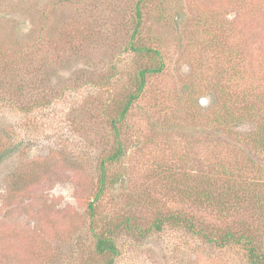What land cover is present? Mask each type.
Listing matches in <instances>:
<instances>
[{"label": "rangeland", "instance_id": "obj_1", "mask_svg": "<svg viewBox=\"0 0 264 264\" xmlns=\"http://www.w3.org/2000/svg\"><path fill=\"white\" fill-rule=\"evenodd\" d=\"M138 2L0 0V264H250L240 243L152 223L179 212L263 229L250 208L218 219L178 189L248 149L260 170L244 172L264 181V150L244 141L264 129V0ZM131 42L164 67L116 131L138 72L158 64ZM99 236L118 254L98 253Z\"/></svg>", "mask_w": 264, "mask_h": 264}, {"label": "trees", "instance_id": "obj_2", "mask_svg": "<svg viewBox=\"0 0 264 264\" xmlns=\"http://www.w3.org/2000/svg\"><path fill=\"white\" fill-rule=\"evenodd\" d=\"M143 1L144 0H139L138 3ZM140 11L141 8L140 5H138V16L141 15ZM131 45L134 51L144 52L151 59L158 60V64L156 66L142 68L138 72L134 88L135 92L130 94L129 99L126 101L124 107L119 113V117L113 119L114 129L116 131H118V127L115 123L125 118L134 97H136V94H139V91L143 90L147 76L159 73L164 67V62L160 58V54L157 50L149 48L145 45L136 46L133 42H131ZM227 115L228 116L223 117L221 120H217V123L222 124L225 130L227 128V132L230 134L231 129L229 124L237 122L238 120H236L233 115ZM244 137L246 147H252L257 154L262 151V148L264 150V129L262 132L259 130L249 132ZM248 150L239 151L238 153L240 155H233L232 157L235 156L234 158L231 157L232 159L223 161V163H214V174L208 177L207 180H204L203 184L199 182L198 184L191 185L189 187L184 185L178 189V194L182 200L184 197H189L190 201H192L195 206H201L206 210L208 209L211 212H214L216 214V218L218 219H226L230 217V213L234 208L238 210L250 208L251 211L253 210L257 212L256 214H251L252 218L250 221L260 222L263 229L253 226L252 223H242L236 228L226 225L223 229L214 228L212 226V228L208 230L210 227L209 224L211 223L206 224L196 216L193 217L179 212L172 213L170 216L155 218L152 224L159 229L162 223L170 219L173 222L186 227L190 232L207 241H212V239H214L215 243H219L221 245L232 241L240 243L250 264H264V188H259L260 183L264 186V181L260 182V180H252L247 176L248 172H244L245 170L250 169V167H253V170H260L259 165L261 162L254 159L253 156L248 153ZM121 153V146H119L118 150L109 156V159L111 161L116 160L120 158ZM4 156L5 155L0 156V161ZM254 156L257 157L258 155ZM105 166L106 162L101 161L99 165L98 190L96 198L101 195L106 186ZM257 202L259 205L255 207L254 204ZM90 208L93 212V204H90ZM239 216L243 218V214ZM210 233L214 234L212 235ZM211 235L213 238H210ZM95 248L100 254L109 253L112 256L118 254L116 244L110 236L97 237ZM112 262L113 258L109 259L106 264H112Z\"/></svg>", "mask_w": 264, "mask_h": 264}]
</instances>
